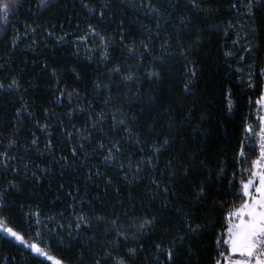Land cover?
Wrapping results in <instances>:
<instances>
[{
  "label": "trees",
  "instance_id": "16d2710c",
  "mask_svg": "<svg viewBox=\"0 0 264 264\" xmlns=\"http://www.w3.org/2000/svg\"><path fill=\"white\" fill-rule=\"evenodd\" d=\"M251 2L195 0L198 8L192 0L14 3L0 32V153L12 157L5 163L0 156V216L29 242L43 233L42 246L63 264H165L168 248L177 252V264H215L226 210L240 203V180L259 156L258 136L246 128L259 125L264 8L258 3L250 17ZM89 25L100 36L81 41ZM153 69L160 78H149ZM132 72L135 79L126 80ZM189 80L191 94L184 90ZM13 81L19 87H9ZM164 139L170 143L157 156L154 147ZM101 143L114 151L121 146L116 163L124 168L105 166ZM81 214L92 227L82 226L77 240ZM145 219L153 224L141 230ZM189 224L201 226L195 237ZM0 264L52 263L0 234Z\"/></svg>",
  "mask_w": 264,
  "mask_h": 264
},
{
  "label": "snow or ice",
  "instance_id": "6c2138e0",
  "mask_svg": "<svg viewBox=\"0 0 264 264\" xmlns=\"http://www.w3.org/2000/svg\"><path fill=\"white\" fill-rule=\"evenodd\" d=\"M18 0H0V32H3L5 30V27L8 24L9 21V12L12 10L13 4L17 3ZM260 4L262 8H264V3H261V0H254V2L248 3L246 7L248 8V14L250 17H255V12L253 9L256 7L257 4ZM50 5V0H41V7L47 8ZM54 6V5H52ZM192 6L194 8H198L199 5L195 3V0H192ZM85 7H88L85 5ZM104 7H108V5H104ZM90 12H94L95 9L90 8ZM104 13L101 12V16H103ZM34 32L35 29H32ZM253 32L257 31V28L253 27ZM49 35H52L51 32H49ZM100 36V33L96 31L94 27L89 25V34L84 35L83 37H80L79 39L81 41L86 42L89 38ZM61 40L65 39V37H61ZM101 39H105V57H107V41L106 38L101 37ZM143 43V42H142ZM15 46V43H14ZM131 52H135V48L133 47L130 49ZM249 53H252V49L249 48L245 52L244 57H240V59L243 61L245 57L248 56ZM140 57H143V53L139 54ZM226 56L232 57L234 55L233 52L228 51L225 53ZM251 67V65H249ZM114 72H120L121 69L119 67H116ZM236 71L243 73L245 71L244 67L237 68ZM190 74L192 77L196 76V70L190 69ZM149 78H160V73L153 69V71L149 72L147 74ZM249 87L255 88L256 87V80L255 76L256 73L249 72ZM260 77H264V69H261L259 72ZM126 80H133L135 79V72H132L131 74L124 77ZM194 81L189 80L187 84L184 85L185 92L191 94L193 91V88L190 87ZM19 87L16 81H13V84L9 87ZM4 84L0 83V89L4 88ZM69 98L71 99V94H69ZM256 104L260 106L261 109H264V94H261L256 101ZM232 102H231V90H229V104H228V110L229 112L232 111ZM101 120L104 119L103 116L100 117ZM259 119V125L254 126L253 124H248L246 128V132L252 134V136H258L259 137V156L251 161V167L246 169L248 175L246 178L242 177L240 180V192L236 194V198L240 200V203L233 204V207L230 209H227V216H226V228L225 231L222 232L216 239V249L219 252V255L215 259V264H264V115L258 116ZM118 123L123 124V120H119ZM44 129L47 130L48 125H43ZM171 127V125L169 126ZM259 128V131L257 132L256 128ZM129 131H131L129 129ZM50 135V134H49ZM38 139V138H37ZM37 139H34L32 141L33 145L37 144ZM170 141L168 139H164L163 145L155 146L154 152L158 156L159 153L163 148H165ZM16 144V141L13 140L9 144V148H12ZM48 146L51 147L52 143L49 140ZM81 148H83V144L80 145ZM101 149H105L106 145L101 143L99 145ZM115 151L113 148H106L108 155L104 157V164L105 166L111 164L113 166L124 168L125 166L121 163L117 165V156L116 152L121 150V146L119 144L115 145ZM72 154L75 156L77 155V149L76 147H73ZM240 157L246 158V145L241 144L240 146ZM0 156L4 158L5 163L12 157L10 156L9 152L5 151L3 153H0ZM148 163H152L151 159L147 161ZM169 164H171V161H169ZM129 167H131V164H129ZM153 170L156 169V164L152 163ZM136 171H140V168L137 167ZM97 175H102V173L97 172ZM187 174V173H186ZM221 174H223V170H221ZM35 175V173H33ZM172 176H175V173H172ZM235 176V173H234ZM109 184L112 183L111 180L108 181ZM152 183L159 187V182L155 179L152 180ZM229 187H234V185H229ZM164 193H168L169 189L164 188ZM206 194L205 189L201 188L199 195L204 196ZM5 206L4 204V194L0 193V208H3ZM37 219L36 224L39 226L41 224V220L39 219L40 213H35ZM76 239H81L80 235V229L82 226H87L88 228L92 227V224L90 223V220L87 216L81 214L79 217L76 218ZM104 217H99L98 220L103 221ZM153 224V220L145 219L144 223L139 225V228L141 230L150 227ZM63 227V226H61ZM71 228V225L68 226ZM201 230V226L197 225L193 227L191 224H189V233L192 234L193 237H195L196 234ZM0 234H3L9 238L14 239L16 242H18L21 245H24L25 247L29 248L31 252H33L35 255L40 257H45L48 260H54L55 264H63V261L60 259H56L55 257L51 256L49 252L46 250L45 247L42 246L43 240H44V234L37 231L34 233V236L36 239L33 240V242H29L26 239V234L17 230V228L13 225H11V222L8 217L0 216ZM187 236V234H186ZM186 236H182L180 239L181 241L186 239ZM125 239H127V236H125ZM159 247V246H158ZM163 250V249H162ZM134 252V250H132ZM189 252H192V248L189 245L188 248ZM167 257L165 264H177V252L173 248H168L166 250ZM83 255V253H81ZM96 264H100L99 261L96 262ZM119 264H124V261H119Z\"/></svg>",
  "mask_w": 264,
  "mask_h": 264
},
{
  "label": "crops",
  "instance_id": "0c3cea01",
  "mask_svg": "<svg viewBox=\"0 0 264 264\" xmlns=\"http://www.w3.org/2000/svg\"><path fill=\"white\" fill-rule=\"evenodd\" d=\"M262 94H264V90H263ZM258 110H259V112H258L259 116L264 115V109H261L259 105H258Z\"/></svg>",
  "mask_w": 264,
  "mask_h": 264
},
{
  "label": "rangeland",
  "instance_id": "374dc122",
  "mask_svg": "<svg viewBox=\"0 0 264 264\" xmlns=\"http://www.w3.org/2000/svg\"><path fill=\"white\" fill-rule=\"evenodd\" d=\"M259 115V114H258ZM258 140H259V137H258ZM5 236V235H4ZM14 240V239H13ZM15 241V240H14ZM16 242V241H15ZM16 243H18V242H16ZM33 253V252H32ZM34 254V253H33ZM35 255V254H34ZM37 256V255H36ZM38 257H40V256H38ZM41 258H43V259H47V258H45V257H41ZM48 260V259H47ZM49 261H51V263L52 264H55V261L54 260H49Z\"/></svg>",
  "mask_w": 264,
  "mask_h": 264
},
{
  "label": "built area",
  "instance_id": "2783aa9c",
  "mask_svg": "<svg viewBox=\"0 0 264 264\" xmlns=\"http://www.w3.org/2000/svg\"><path fill=\"white\" fill-rule=\"evenodd\" d=\"M258 147H259V142H258ZM259 151H260V149H259Z\"/></svg>",
  "mask_w": 264,
  "mask_h": 264
}]
</instances>
